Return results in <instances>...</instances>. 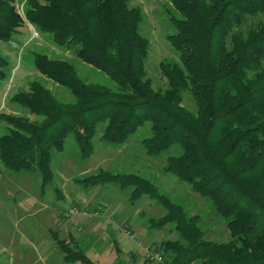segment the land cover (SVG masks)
Here are the masks:
<instances>
[{"label": "trees", "instance_id": "obj_1", "mask_svg": "<svg viewBox=\"0 0 264 264\" xmlns=\"http://www.w3.org/2000/svg\"><path fill=\"white\" fill-rule=\"evenodd\" d=\"M132 0H0V40L9 42L28 21L40 33L107 74L117 89L85 81L65 58L33 52L34 67L68 88L65 102L39 79L10 100L27 112H0V163L14 173L37 172L41 188L54 178L53 153L69 135L82 157L93 139L122 144L149 123L142 139L148 155L167 154L165 170L210 200L230 232L227 241L206 238L203 217L160 193L137 173L99 170L85 186L114 182L130 189V201L156 199L165 213L152 226L168 224L175 239L161 243L172 264H264V0H168L179 17L168 40L179 61L162 60L165 87L148 76L149 40L140 32L143 9ZM0 52V86L8 77ZM188 93L195 104L185 102ZM52 237L68 263L97 264L71 236Z\"/></svg>", "mask_w": 264, "mask_h": 264}, {"label": "rangeland", "instance_id": "obj_2", "mask_svg": "<svg viewBox=\"0 0 264 264\" xmlns=\"http://www.w3.org/2000/svg\"><path fill=\"white\" fill-rule=\"evenodd\" d=\"M143 9L140 32L149 40L146 58L148 76L155 87H165L160 70L162 60L179 61V53L168 40L176 28L172 16L179 17L168 0H132ZM24 12L25 0H16ZM28 21L20 34L9 42L0 40V52L8 59V77L0 86V112H27L10 98L18 89H27L29 81L39 79L56 97L74 101L72 92L43 76L33 65V52H44L71 61L78 74L88 82H99L117 89V84L103 71L84 62L74 50L57 46L51 36L40 33ZM195 104L188 93L185 102ZM0 121V133L3 132ZM149 123L139 128L122 144L100 139V129L93 139L94 151L82 157L72 135L62 151L54 150V178L44 190L37 172L14 173L0 163V264H70L62 257L51 234L55 231L63 241L71 236L97 264H172L165 260L161 243L175 239L177 233L168 224L155 227L164 207L154 198L141 196L130 201V189L122 190L114 182L85 186V179L99 170L137 173L154 183L157 190L179 203L189 214L203 217L206 238L227 241L230 232L226 222L216 213L210 200L197 193L192 185L165 170L167 154L177 153L178 146L160 156L148 155L142 139L149 136ZM71 264H82L79 261ZM192 264H199L198 261Z\"/></svg>", "mask_w": 264, "mask_h": 264}, {"label": "crops", "instance_id": "obj_3", "mask_svg": "<svg viewBox=\"0 0 264 264\" xmlns=\"http://www.w3.org/2000/svg\"><path fill=\"white\" fill-rule=\"evenodd\" d=\"M30 26H33V25H30ZM51 236H52V234H51ZM53 238V237H52ZM63 259H64V256L62 257ZM71 264V263H70Z\"/></svg>", "mask_w": 264, "mask_h": 264}, {"label": "built area", "instance_id": "obj_4", "mask_svg": "<svg viewBox=\"0 0 264 264\" xmlns=\"http://www.w3.org/2000/svg\"><path fill=\"white\" fill-rule=\"evenodd\" d=\"M22 14H24V12H22Z\"/></svg>", "mask_w": 264, "mask_h": 264}]
</instances>
